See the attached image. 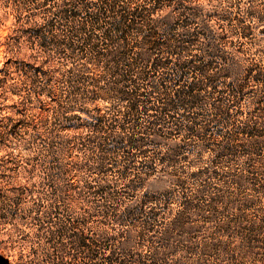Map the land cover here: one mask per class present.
Returning <instances> with one entry per match:
<instances>
[{
	"label": "rangeland",
	"instance_id": "rangeland-1",
	"mask_svg": "<svg viewBox=\"0 0 264 264\" xmlns=\"http://www.w3.org/2000/svg\"><path fill=\"white\" fill-rule=\"evenodd\" d=\"M137 4L142 12H133ZM61 7L75 12L66 17ZM49 19L64 38L59 43L47 28L44 39L30 35V25ZM148 32L163 41L160 55L181 62L177 70L172 63L152 68L148 87L165 78L172 92L193 79L194 65L208 64L212 75L203 80L197 105L177 103L153 122L151 108L126 116L127 101L113 88L130 86L121 73L141 64L131 53ZM119 36L129 52L118 64L100 56L93 79V56ZM22 57L45 69L23 66ZM218 98L220 112L212 106ZM75 114L86 119L79 133L72 131ZM247 118L261 134L250 151L240 145L247 141L240 132ZM132 126L152 130L143 133L141 147L125 151L117 140ZM157 182L169 192L155 228L179 210L186 225L194 224L172 233L175 264L192 258L185 245L213 238L243 244V254L233 259L213 251L215 257L202 255L206 264H264V0H0V264H69L71 253L65 248L56 256L47 240L55 235L50 229L66 232L68 220L81 219L93 238L114 234L118 248L141 218L128 208ZM101 184L105 199L91 191ZM103 202L117 213H103Z\"/></svg>",
	"mask_w": 264,
	"mask_h": 264
},
{
	"label": "trees",
	"instance_id": "trees-1",
	"mask_svg": "<svg viewBox=\"0 0 264 264\" xmlns=\"http://www.w3.org/2000/svg\"><path fill=\"white\" fill-rule=\"evenodd\" d=\"M107 5L111 6L113 4L111 1H107ZM107 5L102 6L104 12L108 8ZM143 9L144 8L141 6V4H137L133 8V12H142ZM59 11L62 14L67 15L66 17H70L75 12L73 8L67 9L65 7H61ZM81 24L82 22H78L76 25L77 28H80ZM29 29L30 35L36 36L38 39H44V32L46 34V31H49V33L51 32V35L57 43L64 39L62 36H58L55 31L57 28H55L50 19L45 20L43 23L34 22V24L29 26ZM69 30L72 31V26L69 27ZM103 38L105 40H111L110 34L106 33V31L103 32ZM123 39L124 38L122 36H119V39H117V42L114 44H109L107 41H105L104 48L97 50L93 56L95 58L93 64L88 67V69H90L93 74V79H95V77L100 73L98 67L96 66V60L98 61L100 56H105L108 59L112 58V60H107V62L114 61L117 58L118 64L121 55L125 52H129L126 48H124L126 43ZM69 41L71 42L69 47L73 49L74 46H71L73 44L72 39ZM140 42L141 44H138L137 49H134L133 53H131V57L135 61L139 60L141 64L128 65V67H126L121 73V76L123 77L122 79L127 81L125 86H130L128 88H123L122 86H120V88L118 86L117 88L116 86L113 87L114 90L117 89V92L120 94V96L127 101V103L124 105V114L131 117L136 112L151 108L154 111L153 113L148 114L152 116L149 121L153 122L154 120L159 119L160 114H164L165 116L169 115V110L177 103H184L194 106L197 105L204 97L202 94V91L205 89L203 80H211L212 75L209 72L208 64L194 65L195 69L193 79L190 82H183L182 84L180 83V85L175 87L172 92L166 90L165 78L160 79L157 83L151 84V86L148 87L146 85L147 82H144V80L148 78L152 68H163L172 63L171 68L177 70V67L181 64V62L177 59L173 60L167 56L160 55L163 41L156 38L153 32H148L145 34L144 38ZM32 55L33 54H30L28 56L30 57ZM27 59L28 58L26 57H22L19 59V62H22L23 66H30L31 70L33 71L36 70L39 72L45 69L43 66H39L37 63L32 64L31 62H28ZM245 70V75L250 73V68H246ZM117 83L120 82L117 81ZM240 84H242V82ZM93 90L95 89L93 88ZM219 102L220 99L218 98L216 101L212 102V106L214 109L219 110L220 112L222 110V106L219 105ZM75 115L79 119V122L74 126V130L72 131L74 133H79V127L83 125L86 119H84V117H82L80 114ZM90 124L95 125V122L92 121ZM257 124V121H253L251 123L249 118L242 121L240 132L248 136L247 141L240 143L244 150L250 151L252 150L250 148L258 143V138L261 137V134L258 132ZM65 126L66 128H72L71 123H68ZM149 128L152 130V126H148L146 128H136L132 126L129 132L121 134L120 140H117V143H119V146L124 148L123 150L125 151V147L127 145H130L132 148H138V146L141 147L146 141L143 133L149 130ZM178 150L179 149L177 147H172L170 152L176 154ZM194 172L197 171H192L190 174H193ZM75 180V176H72V180L68 184V189L73 188ZM173 181L177 184L182 182L181 178L178 176L173 178ZM84 184L87 187H93L90 182L85 181ZM105 186L106 185L101 184L99 187H95V190L91 191L99 193L100 196L105 199L108 196ZM167 190L166 187H162V185L157 182V184L153 185L152 191L144 190L141 194L136 196V200L131 205V207L128 208V212L131 214L136 212L140 213L141 218L137 224L138 228H136V230L133 231V233H131L128 238H125L124 236L123 239H120L118 248L113 244V242H111L113 238H116L114 237V234H109V236L104 238H93L91 235V230H89L87 226L80 225L81 219H76L75 221L68 220L69 224L66 232L63 227H61V230L59 227L49 230V233L55 234L52 237L47 235L48 242L52 243L51 246L53 248V254L57 256L58 254H61L60 252L64 251L66 248L65 251H69V253L72 255L71 260L68 261L69 264H175L173 261L174 258L170 255V253L172 254L177 250L176 246L172 242V233L178 227L191 230V228L194 227V224L186 225L182 212L179 210L174 218H172L169 222L164 223V226L161 228V230L158 231L155 228L157 222H155L153 219L158 213V206L160 202H162L168 195L169 191ZM133 196H135L134 193L132 194V197ZM71 199L72 201H76L74 198ZM79 204L80 202L77 201L76 206L78 205L81 209L87 212L85 206ZM106 204L104 202L102 203V205L105 206L101 210L103 213L106 214L109 211L113 215L117 213L114 208H109L110 206ZM50 217L51 216L49 215L48 220H51L49 219ZM149 218L152 220H149ZM101 221L104 220L101 219ZM111 228L113 227L111 226ZM154 232L157 233L154 234ZM222 245L224 246L222 247ZM229 245L231 244L227 240H223L221 238L202 240L196 244L185 245L184 249L187 250V252H190V256L192 257L188 264H202V261L205 263L204 260L201 259L202 255L209 254L212 257H215V255L211 252L217 250L224 252L227 258L230 257L233 259H237V255L243 254L241 252L242 247L240 246L243 244L240 243L233 246ZM243 252L244 256H246L245 253L247 251L244 250ZM124 254H127L128 256L130 255L133 258H130L127 262L121 258V256ZM53 258L55 259V256ZM54 259L52 261H54ZM80 259L82 262H79ZM21 260L22 258H19L17 262L19 263ZM212 264L226 263L224 260H222Z\"/></svg>",
	"mask_w": 264,
	"mask_h": 264
}]
</instances>
